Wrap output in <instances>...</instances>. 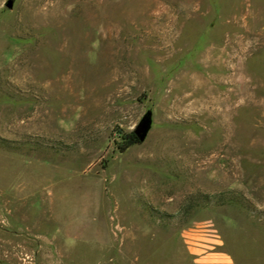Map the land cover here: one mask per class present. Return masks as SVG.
<instances>
[{"label":"rangeland","instance_id":"rangeland-1","mask_svg":"<svg viewBox=\"0 0 264 264\" xmlns=\"http://www.w3.org/2000/svg\"><path fill=\"white\" fill-rule=\"evenodd\" d=\"M7 1L0 264H264V0Z\"/></svg>","mask_w":264,"mask_h":264},{"label":"crops","instance_id":"crops-1","mask_svg":"<svg viewBox=\"0 0 264 264\" xmlns=\"http://www.w3.org/2000/svg\"><path fill=\"white\" fill-rule=\"evenodd\" d=\"M209 240L214 242H203L200 243L203 246L195 247L196 264H237L232 254L221 244H218L216 239Z\"/></svg>","mask_w":264,"mask_h":264},{"label":"water","instance_id":"water-1","mask_svg":"<svg viewBox=\"0 0 264 264\" xmlns=\"http://www.w3.org/2000/svg\"><path fill=\"white\" fill-rule=\"evenodd\" d=\"M12 0H8L6 2V6L8 8L12 7ZM151 126V117H150V111L145 112V114L142 116L141 120L138 122V124L136 125V127L133 129V133L135 134V136L137 137V139L139 140V142L144 141V139L147 136V133L150 129Z\"/></svg>","mask_w":264,"mask_h":264},{"label":"trees","instance_id":"trees-1","mask_svg":"<svg viewBox=\"0 0 264 264\" xmlns=\"http://www.w3.org/2000/svg\"><path fill=\"white\" fill-rule=\"evenodd\" d=\"M123 142L118 144V147L120 148V150H125L126 148H128L130 145L139 142V140L137 139V137L135 136V134L133 132H130L128 134H126L123 137Z\"/></svg>","mask_w":264,"mask_h":264}]
</instances>
